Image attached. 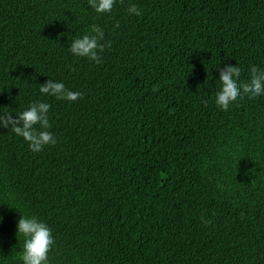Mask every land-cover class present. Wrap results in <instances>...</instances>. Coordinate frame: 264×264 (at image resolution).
Masks as SVG:
<instances>
[{"label":"trees","instance_id":"16d2710c","mask_svg":"<svg viewBox=\"0 0 264 264\" xmlns=\"http://www.w3.org/2000/svg\"><path fill=\"white\" fill-rule=\"evenodd\" d=\"M94 27L99 62L71 52ZM229 63L264 70V0H0V116L49 104L57 138L0 126V264H23L25 217L49 264H264V95L219 106Z\"/></svg>","mask_w":264,"mask_h":264},{"label":"clouds","instance_id":"9594fccd","mask_svg":"<svg viewBox=\"0 0 264 264\" xmlns=\"http://www.w3.org/2000/svg\"><path fill=\"white\" fill-rule=\"evenodd\" d=\"M90 5L97 13H110L117 3V0H89ZM130 15H139L140 9L135 3L128 7ZM94 36L84 35L76 39L71 47V52L80 57H89L96 62L100 61L98 52L104 50L100 41L104 38L103 31L94 27ZM222 88L217 94L216 103L224 109H229L233 101H236L242 93L251 97L264 95V70L253 67L250 82L241 83L239 77L243 68L229 63L221 68ZM41 92L51 94L58 99L68 102H76L81 98V93L66 88L62 82L48 81L41 85ZM50 105L46 103L34 104L26 111L19 113V118L13 120L12 114L5 109V115L0 116V126L11 125L12 131L28 142V148L33 153H40L46 147L55 145L57 138L48 129L51 125L47 116ZM22 123V126H21ZM42 124L43 131H36L34 125ZM3 217H0L2 222ZM19 234L25 237L24 251L21 254L23 264H49V252L55 243L51 228L37 217L21 218L18 222Z\"/></svg>","mask_w":264,"mask_h":264}]
</instances>
